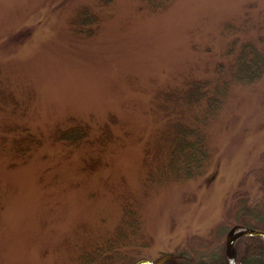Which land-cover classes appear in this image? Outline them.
Here are the masks:
<instances>
[{
  "label": "rangeland",
  "instance_id": "obj_1",
  "mask_svg": "<svg viewBox=\"0 0 264 264\" xmlns=\"http://www.w3.org/2000/svg\"><path fill=\"white\" fill-rule=\"evenodd\" d=\"M155 1L0 0V91L17 102L0 96V264H82L85 250L114 233L128 196L149 246L127 256L152 260L182 248L200 256L226 243L241 204L261 202L264 76L235 83L213 119L208 174L145 184L143 160L165 123L156 93L194 78H229L237 44L264 42V0H168L154 8ZM86 4L102 22L80 38L69 21ZM71 120L88 124L91 138L108 125L114 141L54 142L56 126ZM23 128L43 144L17 158L11 141ZM97 157L101 166L88 171ZM198 258L218 264L211 254Z\"/></svg>",
  "mask_w": 264,
  "mask_h": 264
},
{
  "label": "trees",
  "instance_id": "obj_2",
  "mask_svg": "<svg viewBox=\"0 0 264 264\" xmlns=\"http://www.w3.org/2000/svg\"><path fill=\"white\" fill-rule=\"evenodd\" d=\"M154 8H161L168 0H159ZM155 1V2H159ZM102 5H110L112 0H98ZM102 22V16L92 5H81L69 21L70 30L80 38L96 34ZM229 65V78H194L181 86L167 87L155 95L154 106L165 123L146 148L143 165L147 167L145 184L165 185L173 181L196 180L208 174L216 155L211 145L209 128L213 119L222 110L232 86L254 84L264 76V42L243 41ZM235 51V48H232ZM3 101L16 98L12 92L0 91ZM67 126H56L52 139L69 147L83 146L105 147L114 141L111 128L106 125L100 136L91 138V127L71 120ZM17 127V126H16ZM19 129V126L16 130ZM15 128L11 127V131ZM19 136L12 139V151L17 158L29 157L34 147L43 144V140L23 128ZM145 155V156H146ZM102 164L100 158H92L86 165L90 172ZM262 200L258 204L243 203L237 213L236 224H243L247 218L253 219L251 227L264 229L260 225L264 220V180L259 181ZM114 233L92 250H85L80 260L82 264H98L110 259H121L126 264H135L138 260L127 256L132 247H148L145 240L143 222L137 209L130 206L129 196ZM129 203V205H128ZM135 204V202H134ZM214 255L218 264H229L225 253V244L216 246L203 255L195 256L186 248L179 251H161L152 260L155 264H200V258ZM236 264H264V239L256 236L241 237L235 242Z\"/></svg>",
  "mask_w": 264,
  "mask_h": 264
},
{
  "label": "water",
  "instance_id": "obj_3",
  "mask_svg": "<svg viewBox=\"0 0 264 264\" xmlns=\"http://www.w3.org/2000/svg\"><path fill=\"white\" fill-rule=\"evenodd\" d=\"M236 229L237 227H235L233 231H236ZM248 235L260 236L264 238V231L259 230V229L246 228V229H240L236 231L234 234L230 235L228 238L227 247H226L227 257L230 261V264H236L235 258H233L229 253L231 246H234L235 241L239 239L240 237L248 236ZM137 264H154V263L150 260H141Z\"/></svg>",
  "mask_w": 264,
  "mask_h": 264
},
{
  "label": "bare ground",
  "instance_id": "obj_4",
  "mask_svg": "<svg viewBox=\"0 0 264 264\" xmlns=\"http://www.w3.org/2000/svg\"><path fill=\"white\" fill-rule=\"evenodd\" d=\"M230 254H231V255L233 254V250H232V248H230Z\"/></svg>",
  "mask_w": 264,
  "mask_h": 264
}]
</instances>
